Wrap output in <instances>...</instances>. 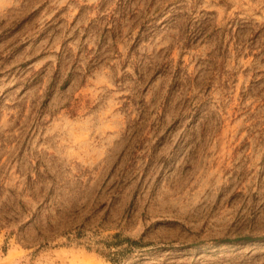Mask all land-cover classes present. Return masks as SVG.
Returning <instances> with one entry per match:
<instances>
[{"label": "rangeland", "instance_id": "obj_1", "mask_svg": "<svg viewBox=\"0 0 264 264\" xmlns=\"http://www.w3.org/2000/svg\"><path fill=\"white\" fill-rule=\"evenodd\" d=\"M0 264H264V0H0Z\"/></svg>", "mask_w": 264, "mask_h": 264}, {"label": "trees", "instance_id": "obj_2", "mask_svg": "<svg viewBox=\"0 0 264 264\" xmlns=\"http://www.w3.org/2000/svg\"><path fill=\"white\" fill-rule=\"evenodd\" d=\"M128 242H129L131 245H136V244H137L136 241H132V240H128Z\"/></svg>", "mask_w": 264, "mask_h": 264}]
</instances>
